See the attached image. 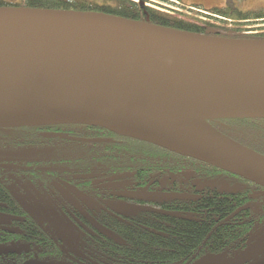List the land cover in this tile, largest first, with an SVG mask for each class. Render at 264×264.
I'll list each match as a JSON object with an SVG mask.
<instances>
[{
  "label": "water",
  "instance_id": "water-1",
  "mask_svg": "<svg viewBox=\"0 0 264 264\" xmlns=\"http://www.w3.org/2000/svg\"><path fill=\"white\" fill-rule=\"evenodd\" d=\"M73 68L179 90L216 112L195 121L182 120ZM0 116L33 119L0 127L63 124L104 129L264 188V155L201 123L264 120V42L206 38L101 16L0 9ZM63 138L88 144L113 142Z\"/></svg>",
  "mask_w": 264,
  "mask_h": 264
},
{
  "label": "trees",
  "instance_id": "trees-1",
  "mask_svg": "<svg viewBox=\"0 0 264 264\" xmlns=\"http://www.w3.org/2000/svg\"><path fill=\"white\" fill-rule=\"evenodd\" d=\"M160 1L181 10L167 4H163L165 9L156 7L152 0H0V9L101 16L206 38L264 42V27L246 28L264 26V10L242 11L234 3L207 10L186 6L183 0ZM201 123L264 155V120L217 119ZM63 137L113 142L76 143ZM70 171L101 178L131 172L143 176L144 172V177L150 179L146 175L149 171L153 179L177 174L184 175L185 187H198L203 197L198 203L153 202L151 212L141 213L143 221L135 228L107 225L105 233L116 238L106 240L100 252L112 261L116 258L117 264H193L197 258L190 254L199 246L223 253L205 258L218 264H250L264 258V188L256 184L100 128L63 124L0 127V212L4 204L5 213L12 217L28 211L39 219L66 218V206L57 203L56 198L62 195L59 186L75 184L76 176L68 174ZM41 197L53 212L45 208ZM29 225L27 222L28 238L32 237ZM60 228L64 232L65 226ZM48 233L42 229L39 238ZM18 237L10 235L7 242L16 240L17 247ZM35 241V237L30 238V243ZM28 249L0 257V264H25L22 253L27 255Z\"/></svg>",
  "mask_w": 264,
  "mask_h": 264
},
{
  "label": "flooded vegetation",
  "instance_id": "flooded-vegetation-1",
  "mask_svg": "<svg viewBox=\"0 0 264 264\" xmlns=\"http://www.w3.org/2000/svg\"><path fill=\"white\" fill-rule=\"evenodd\" d=\"M146 173L149 178L151 177L150 179L144 177V172H142L143 176H135L138 173L131 172L128 175L116 178H101L83 172L78 173L77 171L68 172V174L76 176V185L65 184L59 186L62 195L56 198L57 203L66 206V218L39 219L28 211L23 212L21 217H12L5 213V205L2 204L0 212V250L10 249L11 252L2 253L0 257L19 254L20 251L23 252V249L25 250L29 246L26 251L27 255L22 253L25 256V260H23L25 264H117L116 258L112 261L100 252V248L104 247L106 240L113 241L116 238L115 235L105 233L107 225H129L133 229L143 221L141 213L151 212L153 202L198 203L203 198L199 194L197 186L190 184L189 187H185L184 175H171L174 177L170 176L168 183L162 186V179L169 178L168 175L160 179H153L155 176L151 171ZM108 185H114L115 187H105ZM68 186L73 187L75 192L71 191ZM165 196L174 198L164 199ZM177 197H190L198 200H179L176 199ZM243 210H239L238 213ZM238 213L234 215L236 216ZM231 217L228 220H231ZM27 222L30 223L31 236L38 241L30 243L32 237L28 238L29 236L26 234ZM62 225L65 226L64 232H61L60 226ZM42 229L49 232L42 235L44 236L43 239L39 238ZM17 234H19V246L16 247V240L12 242L8 240L7 242V239L10 235ZM116 245L119 246V242H116ZM194 251L190 254L192 258H197L193 264L200 262L218 264L213 259L205 258L216 255L222 256L223 254L202 250L200 246ZM232 253V251L228 252V254ZM261 260H264V258ZM131 264H135V262ZM232 264L238 263L234 262Z\"/></svg>",
  "mask_w": 264,
  "mask_h": 264
},
{
  "label": "bare ground",
  "instance_id": "bare-ground-1",
  "mask_svg": "<svg viewBox=\"0 0 264 264\" xmlns=\"http://www.w3.org/2000/svg\"><path fill=\"white\" fill-rule=\"evenodd\" d=\"M55 67L69 70L65 66L55 65ZM71 71L78 72L90 80L119 92H127L126 94L138 97L143 103L168 111L182 120L195 121L198 117L209 116L216 112L211 106L203 105L179 90H165L127 76L107 72L77 68ZM31 120L33 119L27 117L8 119L0 116V126L29 123Z\"/></svg>",
  "mask_w": 264,
  "mask_h": 264
},
{
  "label": "rangeland",
  "instance_id": "rangeland-1",
  "mask_svg": "<svg viewBox=\"0 0 264 264\" xmlns=\"http://www.w3.org/2000/svg\"><path fill=\"white\" fill-rule=\"evenodd\" d=\"M9 1H13V0H9ZM183 3H184V5L189 6V7L190 6H198V7H202L204 9H207V10H211L214 8H224V7L228 6L229 3H234L242 11H262V10H264V0H183ZM151 4L155 5L156 7L165 9L163 4H167V3H164L160 0H152ZM167 6L175 8L176 10H181L180 8L171 6L169 4H167ZM184 13H185V11H184ZM186 14H187V12H186ZM261 27H264V26L263 25L262 26H247L246 28L248 30H254V29H260ZM240 33H242V35H244L247 32H241L240 31ZM252 33L255 34L254 32H252ZM125 93H127V92H125ZM134 97L139 99L136 96H134ZM201 103L203 105H207V103H204L203 101H201ZM204 117H208V116H201V117H198L196 120H199V118H204ZM171 177L173 178L174 176H171ZM171 177L163 178L161 181L162 186H165Z\"/></svg>",
  "mask_w": 264,
  "mask_h": 264
}]
</instances>
